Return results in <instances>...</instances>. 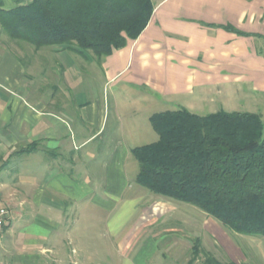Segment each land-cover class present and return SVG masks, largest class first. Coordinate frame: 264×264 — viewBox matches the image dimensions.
<instances>
[{"label": "crops", "instance_id": "obj_1", "mask_svg": "<svg viewBox=\"0 0 264 264\" xmlns=\"http://www.w3.org/2000/svg\"><path fill=\"white\" fill-rule=\"evenodd\" d=\"M1 1L5 9H12L17 1L30 0ZM150 1L153 13L140 36L100 63L95 60L104 80L101 96L96 100L85 95L86 89L79 87L75 75L70 80V74L66 73L64 62L70 61V51L55 47L49 53L51 75L63 70L67 77L65 86L53 84L50 79L49 83L31 86L33 82L28 80L21 60L9 51L5 42L0 43V169L13 166L11 173L18 174V182L12 185L7 198L0 180V206L10 212L0 243L3 264H83L82 255L73 256L82 252L80 247L74 246L71 233L64 236L60 224L67 215V205L78 204L91 195L88 177L77 180L71 176L73 172L80 173L76 161L81 156L91 159L94 156L89 151L81 154L80 150L107 136L111 117L114 132L121 136L124 131L117 101L120 94L130 91L141 108L149 110L158 101L165 102L168 108H198L196 103H188V99L212 103L217 96L235 94L245 86L264 94V0ZM71 54L88 59L87 54ZM68 105H75L80 120L91 133L78 132L73 127L74 109L70 110ZM165 111L172 110L161 112ZM144 113L147 121L157 114L155 111L148 114L146 110ZM133 117L128 120L127 131L135 134L137 121ZM32 142L38 143L34 152L20 153ZM62 151L74 156L66 175L58 168ZM117 151H122L121 146L115 148ZM31 156L42 163L23 170L21 161H29ZM122 166L123 163L114 160L104 192L116 200L122 191ZM29 181L35 193L31 196L25 192L22 198L17 197V189H24ZM98 203L105 205V198H98ZM108 204L111 210L116 206ZM28 221H34L35 229ZM205 230L228 259L237 264L246 262L241 248L222 228L211 222ZM260 241L264 244V238H252L253 244ZM260 253L264 254V247L260 246Z\"/></svg>", "mask_w": 264, "mask_h": 264}, {"label": "trees", "instance_id": "obj_2", "mask_svg": "<svg viewBox=\"0 0 264 264\" xmlns=\"http://www.w3.org/2000/svg\"><path fill=\"white\" fill-rule=\"evenodd\" d=\"M153 13L150 0H30L5 9L0 29L11 42L35 51L63 47L98 63L136 40ZM232 31L231 28H226ZM157 135L133 148L135 183L149 193L193 206L236 236L264 238V125L252 113L199 116L184 108L152 115ZM32 142L20 153H32ZM201 244L194 240L192 264ZM201 264L219 262L204 252Z\"/></svg>", "mask_w": 264, "mask_h": 264}, {"label": "rangeland", "instance_id": "obj_3", "mask_svg": "<svg viewBox=\"0 0 264 264\" xmlns=\"http://www.w3.org/2000/svg\"><path fill=\"white\" fill-rule=\"evenodd\" d=\"M4 42L9 47V51L21 60L28 80L33 82L31 86L41 82L49 83L50 80L53 84L58 83L60 86H65L64 81H66V73H68L70 80H73L72 75L76 76L75 81L80 83L79 87L86 89L85 95L88 98L96 100L101 96L104 80L100 66L91 53H85L88 59H80L72 55L73 52L69 53L70 61L64 62L67 65L66 73L64 74V71L59 69L51 75L48 66L51 63L49 53L55 47L35 51L29 45L9 41L0 29V43ZM46 77L49 78L45 81ZM120 96H118L117 101L121 107L123 119L124 131L122 135L114 132V118L111 117L107 125V136H103L101 141L95 140L80 150L81 154H85L87 151L93 153L92 159L81 156L76 161L80 173L73 172L71 175L77 180L88 177L90 184L87 188L90 189L91 193L90 197L85 198L82 202L67 205V218L64 217L60 224V230L64 236L71 233L74 246H79L82 251L74 254V258L77 257L76 255H82L84 257L83 264H188L192 259V243L194 240H199L201 244L200 254L192 264H201L204 260V252L210 253L219 262H225L227 260L226 254L214 244L213 239L205 230V227L210 226L213 222L222 228L226 234H229L234 243L241 248L246 257V262L242 264H264V254L260 253V246L262 249L264 247L263 242L260 241V244L252 243V238L261 240L260 237H250L251 239H244L241 236L235 237L233 233L225 230L218 222L208 218L197 208L155 196L135 183L138 164L131 155V149L151 144L157 140V135L145 118L146 113L143 114L144 110L149 114L150 111L159 113L166 109L173 111L179 108L173 106L168 108L165 102L158 101L151 108L153 110L142 109L139 104L140 101L133 98L130 91ZM155 98L157 99V96ZM134 99L135 102H133ZM188 100V103H196L199 107L188 108L187 110L199 116H206L219 111L252 113L261 116L264 125V94L253 92L249 90L248 86L241 87L240 92L235 94L217 96L212 103L208 101L201 103L193 98ZM59 101L60 106H62L61 94ZM68 107L70 110L74 109L73 127L78 129L75 130L91 133L90 128L80 120L78 111L74 108L75 105H68ZM132 116H134V122L137 121L134 125L135 134L127 131L130 128L128 120ZM71 134L73 135V133ZM118 146H121L122 151L115 152V148ZM71 157L74 156L70 152H60L58 168L60 172L64 170L61 174L66 175L68 165L70 167ZM30 158L29 161H21L23 170H26L25 168L33 169L38 163H42L41 161H34V156ZM115 159H117V163L118 161L123 163L122 191L117 200L104 194L110 180L109 168H112ZM19 161L20 159L17 160L18 163ZM13 168L10 166L6 169H0V180L2 179V183L5 185L2 193H5L6 198L12 190V185L18 182V174L11 173ZM31 183V181L26 183L24 189H17V197L22 198L25 192H30L32 196L35 193V187L33 188ZM61 198V196L58 198L61 200L60 202L64 200ZM98 198H105L106 204L100 205ZM107 202L116 204L115 208L111 210ZM28 225H32L31 227L35 229L34 221H28Z\"/></svg>", "mask_w": 264, "mask_h": 264}, {"label": "built area", "instance_id": "obj_4", "mask_svg": "<svg viewBox=\"0 0 264 264\" xmlns=\"http://www.w3.org/2000/svg\"><path fill=\"white\" fill-rule=\"evenodd\" d=\"M10 212L7 208L0 206V243L4 239L5 229L9 224ZM0 264H3L0 258Z\"/></svg>", "mask_w": 264, "mask_h": 264}]
</instances>
